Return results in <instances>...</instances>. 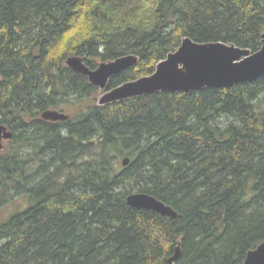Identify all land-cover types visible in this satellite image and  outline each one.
I'll list each match as a JSON object with an SVG mask.
<instances>
[{
  "label": "trees",
  "instance_id": "1",
  "mask_svg": "<svg viewBox=\"0 0 264 264\" xmlns=\"http://www.w3.org/2000/svg\"><path fill=\"white\" fill-rule=\"evenodd\" d=\"M263 34L264 0H0V126L13 133L0 216L25 200L0 222V264H170L179 243L173 264H243L264 242V76L101 106L66 60L138 56L114 89L186 38L257 53ZM50 109L69 119L43 120ZM134 193L178 219L129 206Z\"/></svg>",
  "mask_w": 264,
  "mask_h": 264
},
{
  "label": "water",
  "instance_id": "2",
  "mask_svg": "<svg viewBox=\"0 0 264 264\" xmlns=\"http://www.w3.org/2000/svg\"><path fill=\"white\" fill-rule=\"evenodd\" d=\"M262 49L252 53L235 45L222 42L197 43L190 38L183 40L180 48L168 55L157 65L156 72L131 82H126L104 94L99 105L138 98L155 93H191L207 88L225 89L243 83H252L264 76V34ZM135 55L120 57L111 62H103L98 69L91 70L80 57L67 59V66L74 72L86 75L90 82L106 90L112 77L122 74L138 62ZM42 119L64 122L69 116L63 112L47 110ZM13 133L5 125L0 126V155L4 142L11 140ZM123 166H128L125 158ZM129 206L146 209L163 216L178 219L179 214L164 202L143 193H134L127 198ZM181 256V244L169 259L173 264ZM243 264H264V242L250 251Z\"/></svg>",
  "mask_w": 264,
  "mask_h": 264
},
{
  "label": "rangeland",
  "instance_id": "3",
  "mask_svg": "<svg viewBox=\"0 0 264 264\" xmlns=\"http://www.w3.org/2000/svg\"><path fill=\"white\" fill-rule=\"evenodd\" d=\"M146 16H148V14H140V17L142 18V19H144V18H146ZM141 18H139L140 19V21H142L141 20ZM82 26H84V25H82ZM81 35V34H80ZM76 39H78V40H80L81 39V36H76ZM183 42V41H182ZM72 43H73V45H72ZM75 37H74V39H71V40H68V43H65V45H61L59 48H56V53L54 54V56L56 57V59H58L61 55H63L64 53H67L68 51H70L69 49H72L73 47H74V45H75ZM182 45V44H181ZM175 53V52H174ZM132 55H134V54H132ZM127 56H130V55H127ZM136 56V55H135ZM72 57H80V58H82L83 60H84V58L82 57V56H78V55H75V54H73V55H71V52H69L68 53V58L67 59H69V58H72ZM138 57V56H137ZM166 60V59H165ZM54 61H58V60H54ZM114 61V60H113ZM164 61V60H163ZM103 62H105V61H102V62H99L98 63V66L95 68V69H91V70H96V69H98L99 68V66L103 63ZM108 62H111V61H108ZM138 62H139V59H138ZM138 62H137V64H138ZM162 62V61H161ZM85 63V62H84ZM86 64V63H85ZM136 64V65H137ZM66 65H67V60H66ZM135 65V66H136ZM87 66V65H86ZM135 66H133V67H135ZM88 67V66H87ZM133 67H131V68H133ZM89 68V67H88ZM130 68V69H131ZM72 70V69H71ZM153 75V74H152ZM89 79V78H88ZM89 82H90V80H89ZM91 83V82H90ZM98 87V86H97ZM99 88V87H98ZM112 88H109V87H107V89L106 90H101V88H99V90H98V92L95 94V96H96V102H98L99 103V100L101 99V97L104 95V94H106L108 91H110ZM50 110H55V111H58V110H56V109H50ZM60 112V111H59ZM7 141H5L4 142V148H5V143H6ZM4 151V150H3ZM7 206H9V207H7L3 212H2V214H1V216H0V222L1 221H3L5 218H7L8 217V215L10 214V213H13L14 211H15V209L16 208H22V207H24L25 206V200L24 199H22V198H18L17 200H15V202H14V204H10V205H7Z\"/></svg>",
  "mask_w": 264,
  "mask_h": 264
}]
</instances>
